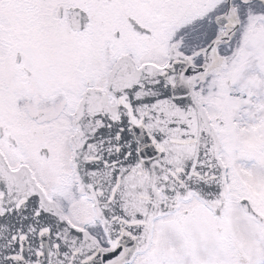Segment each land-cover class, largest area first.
<instances>
[{"label":"snow or ice","instance_id":"1","mask_svg":"<svg viewBox=\"0 0 264 264\" xmlns=\"http://www.w3.org/2000/svg\"><path fill=\"white\" fill-rule=\"evenodd\" d=\"M0 264H264V0H0Z\"/></svg>","mask_w":264,"mask_h":264}]
</instances>
